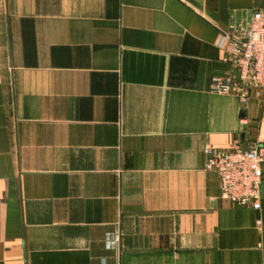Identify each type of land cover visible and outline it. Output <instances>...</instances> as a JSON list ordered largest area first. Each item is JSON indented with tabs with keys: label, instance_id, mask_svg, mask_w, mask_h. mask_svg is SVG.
<instances>
[{
	"label": "crops",
	"instance_id": "crops-1",
	"mask_svg": "<svg viewBox=\"0 0 264 264\" xmlns=\"http://www.w3.org/2000/svg\"><path fill=\"white\" fill-rule=\"evenodd\" d=\"M259 10L0 0V264H264V176L235 206L204 154L264 144V92H210Z\"/></svg>",
	"mask_w": 264,
	"mask_h": 264
},
{
	"label": "built area",
	"instance_id": "built-area-1",
	"mask_svg": "<svg viewBox=\"0 0 264 264\" xmlns=\"http://www.w3.org/2000/svg\"><path fill=\"white\" fill-rule=\"evenodd\" d=\"M218 45L225 52L224 61L239 74V79L214 76L210 92L226 96L239 88L243 105L249 103L253 94L260 98L264 92V10L254 12L243 30L223 32ZM204 154L205 169L218 176L221 199L260 211L264 144L255 143L248 149L236 144L228 152L207 144Z\"/></svg>",
	"mask_w": 264,
	"mask_h": 264
},
{
	"label": "water",
	"instance_id": "water-1",
	"mask_svg": "<svg viewBox=\"0 0 264 264\" xmlns=\"http://www.w3.org/2000/svg\"><path fill=\"white\" fill-rule=\"evenodd\" d=\"M237 79H239V74H238V76H237ZM246 129H247V128H246V127H244V131H246Z\"/></svg>",
	"mask_w": 264,
	"mask_h": 264
}]
</instances>
